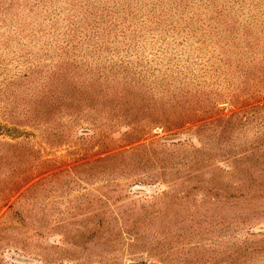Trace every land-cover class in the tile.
I'll list each match as a JSON object with an SVG mask.
<instances>
[{
  "label": "rangeland",
  "instance_id": "obj_1",
  "mask_svg": "<svg viewBox=\"0 0 264 264\" xmlns=\"http://www.w3.org/2000/svg\"><path fill=\"white\" fill-rule=\"evenodd\" d=\"M17 3L0 264H264V0Z\"/></svg>",
  "mask_w": 264,
  "mask_h": 264
},
{
  "label": "trees",
  "instance_id": "obj_2",
  "mask_svg": "<svg viewBox=\"0 0 264 264\" xmlns=\"http://www.w3.org/2000/svg\"><path fill=\"white\" fill-rule=\"evenodd\" d=\"M16 5H18L17 0H0V12H2L4 15H10L9 13L13 8L16 10Z\"/></svg>",
  "mask_w": 264,
  "mask_h": 264
}]
</instances>
